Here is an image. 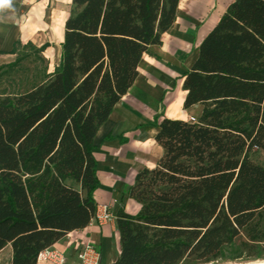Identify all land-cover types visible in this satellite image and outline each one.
<instances>
[{"label":"trees","instance_id":"16d2710c","mask_svg":"<svg viewBox=\"0 0 264 264\" xmlns=\"http://www.w3.org/2000/svg\"><path fill=\"white\" fill-rule=\"evenodd\" d=\"M181 0H71L60 65L48 75L50 45L30 49L45 80L24 92V57L0 67V253L37 264L62 238L91 226L101 188L99 140L138 80L149 48L177 20ZM19 74H22L21 76ZM183 109L199 121L164 120L163 154L140 173L128 198L141 210L117 214L115 264L210 263L238 246L264 249V0H235L184 77ZM121 144L127 141L120 139Z\"/></svg>","mask_w":264,"mask_h":264},{"label":"crops","instance_id":"0c3cea01","mask_svg":"<svg viewBox=\"0 0 264 264\" xmlns=\"http://www.w3.org/2000/svg\"><path fill=\"white\" fill-rule=\"evenodd\" d=\"M14 1L0 14V61L15 58L16 56L11 55L15 46L35 43L38 32L42 30H49L53 38L56 36L61 53L65 23L69 16L63 11L56 15L46 13L41 7L32 9L26 15L25 10L19 8ZM42 1L45 3V0ZM234 2L235 0H181L176 23L169 32L162 35L161 46L150 47L148 54L143 56L138 67V80L115 108L110 122L102 129L99 140L110 134L112 141L101 144L95 154L101 188L94 194V199L98 206L97 213L103 207H108L113 217L109 223L113 224L115 230L114 238L118 249L116 257H113L112 252L111 230L104 229L107 223L99 225L102 230L99 231L93 228L92 221L91 226L84 231L74 232L63 238L65 240L77 234L86 235L84 245L91 244L95 247L100 253V264H115L121 255L116 230L117 214L121 210L117 203L122 197V194L117 195L118 190L123 193L126 188V193L123 194L127 211L125 213L130 216L138 215L141 207L128 198L127 192L134 186L140 173L157 167L163 154L155 142L159 130L155 125L149 130L147 124L155 117H161L157 126L164 120L189 123L184 118L174 119L172 116H186L194 110H199L197 116L201 117L200 106L189 111L183 109L186 96L183 92L184 77L196 62L200 46ZM182 66L188 71L176 84L182 74ZM115 115L116 123L113 120ZM120 139L127 143L121 144ZM103 254L107 256V260H104Z\"/></svg>","mask_w":264,"mask_h":264},{"label":"rangeland","instance_id":"374dc122","mask_svg":"<svg viewBox=\"0 0 264 264\" xmlns=\"http://www.w3.org/2000/svg\"><path fill=\"white\" fill-rule=\"evenodd\" d=\"M13 3H16V5L24 9L26 12V15L28 13L36 8V7H41L43 11L46 13H52V14H57L59 11L65 12L68 16L71 13L72 10V4L71 0H15ZM44 3V4H43ZM58 34V32H57ZM56 34V35H57ZM58 37V36H57ZM58 39V38H57ZM33 45L37 48L40 49L45 45H50V48L48 49L47 52L44 54V58L47 61L48 65V75L52 74L54 70L60 65V59H61V53L58 45V41L55 38L52 37L51 32L49 30H42L39 31L37 34V38L34 41ZM24 46H21L20 49V55L24 57L25 61L23 63V72L26 73L25 82L18 86L15 91H20L24 92L26 90H29L31 87H33L36 84H39L45 80L46 77V72H45V66L42 65L38 61V57L33 54V52L30 49H23ZM54 52V53H53ZM53 53V56H50V54ZM12 61H16L15 58H9V59H4L0 61V67L3 65H9L12 63ZM187 67V66H186ZM181 73L179 78L176 80V84L178 81L181 80V78L186 74L188 71L185 66L181 67ZM184 70V71H183ZM183 71V72H182ZM20 76L22 74H19ZM199 110H194L193 112L189 113L188 115H182L180 114L179 116H172L174 119H186L189 122H191L192 119L195 121H199V118L197 116ZM161 117H155L152 121H150L147 124V127L149 130L154 127V125L160 122ZM113 120L116 123L117 116L113 118ZM99 151V150H98ZM97 151V152H98ZM155 155V154H153ZM156 158V156H155ZM250 161H252L255 164L262 165L264 164V154L261 152H253L249 155ZM129 167V165H128ZM140 167L137 168V171H139ZM126 193V188L124 189L123 193L118 190L117 195L120 196L122 194V197H120L117 207L119 209H124L126 211V206L125 204V199L123 194ZM113 206L112 205V213L113 211ZM127 212V211H126ZM111 214V213H110ZM93 228L98 229L99 231L101 228H99L96 223H92ZM106 230H111V236H112V252H113V257H116L117 250L116 249V241H115V230L113 227L112 223H107L105 228ZM102 231V230H101ZM87 237H91L90 235H87ZM86 235H80L77 234L75 236H72L71 238H65V240L62 238L61 244H56V247L67 256L69 260V264H80L79 261L77 260V252L79 249L84 245ZM64 240V241H63ZM259 249H264V244L259 248ZM100 254V253H99ZM104 260H107V256L103 254ZM115 259V258H113ZM254 261H264V250L260 251L256 255H251L247 251L243 250L242 248L238 246H231L227 249L224 250L223 257L216 260L212 261L210 263L206 264H252ZM12 251L11 248L8 247L4 251L0 253V264H12ZM105 263V262H104ZM180 264H205L201 263L197 260V257H189L185 258Z\"/></svg>","mask_w":264,"mask_h":264},{"label":"built area","instance_id":"2783aa9c","mask_svg":"<svg viewBox=\"0 0 264 264\" xmlns=\"http://www.w3.org/2000/svg\"><path fill=\"white\" fill-rule=\"evenodd\" d=\"M5 7L0 8V14ZM192 123L196 121L191 120ZM113 217L110 214L108 207H103L99 213L95 215L93 220L97 225H103L112 221ZM80 264H100V254L91 244L83 245L76 254ZM37 264H69V260L56 245L42 251L37 257Z\"/></svg>","mask_w":264,"mask_h":264},{"label":"clouds","instance_id":"9594fccd","mask_svg":"<svg viewBox=\"0 0 264 264\" xmlns=\"http://www.w3.org/2000/svg\"><path fill=\"white\" fill-rule=\"evenodd\" d=\"M12 0H0V8L11 5ZM252 264H264V261H254Z\"/></svg>","mask_w":264,"mask_h":264},{"label":"bare ground","instance_id":"6f19581e","mask_svg":"<svg viewBox=\"0 0 264 264\" xmlns=\"http://www.w3.org/2000/svg\"><path fill=\"white\" fill-rule=\"evenodd\" d=\"M54 53V52H53ZM53 53L52 54H50V56H53Z\"/></svg>","mask_w":264,"mask_h":264}]
</instances>
